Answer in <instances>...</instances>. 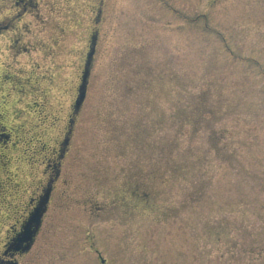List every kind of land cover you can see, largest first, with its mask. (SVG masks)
I'll use <instances>...</instances> for the list:
<instances>
[{"label":"rangeland","instance_id":"1","mask_svg":"<svg viewBox=\"0 0 264 264\" xmlns=\"http://www.w3.org/2000/svg\"><path fill=\"white\" fill-rule=\"evenodd\" d=\"M26 1L0 0V181L48 199L9 261L264 264V0Z\"/></svg>","mask_w":264,"mask_h":264},{"label":"flooded vegetation","instance_id":"2","mask_svg":"<svg viewBox=\"0 0 264 264\" xmlns=\"http://www.w3.org/2000/svg\"><path fill=\"white\" fill-rule=\"evenodd\" d=\"M13 2L16 8H19L20 6L25 10L27 9L29 5L28 1L26 0H13ZM6 28H7L6 24L4 25L0 24V30L2 29L4 30ZM2 135L6 137V135H4V132H2ZM16 186L18 187L17 183H16ZM22 194H23V190L21 191L19 190V188L11 191L10 189L7 188V185H4L2 189V185L0 181V226L4 223V221H8L10 217H11L10 220L11 219L13 220L12 223L8 227L9 228L8 231L11 234L8 237V240H6V243L4 245V250L2 251V254L0 255V264H6L7 261L11 259L13 260L14 255L21 253V250L14 251L13 249H11L10 247V244L12 243L11 241H13L14 238L19 234L25 221L29 217L33 208L38 203L37 201L38 199L35 200L34 197H30L26 204V208L22 207L19 211H15L17 207H13V206H20L21 204L24 203ZM18 199L22 200L20 205H17Z\"/></svg>","mask_w":264,"mask_h":264},{"label":"water","instance_id":"3","mask_svg":"<svg viewBox=\"0 0 264 264\" xmlns=\"http://www.w3.org/2000/svg\"><path fill=\"white\" fill-rule=\"evenodd\" d=\"M93 52H94V40L92 39L90 49L86 54L85 63L81 74L80 84L77 90V97L74 101V105H73L74 110L78 109L85 96L86 81L89 74V65ZM47 199H48V190H46L43 196L40 198L37 205L33 208L29 217L25 221L22 230L12 241L10 245L11 249H13L14 251L21 250L22 252L29 249L33 236L35 235V232L37 231L40 225L41 216L45 210ZM7 264H16V263L13 261H9Z\"/></svg>","mask_w":264,"mask_h":264}]
</instances>
